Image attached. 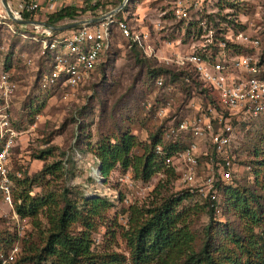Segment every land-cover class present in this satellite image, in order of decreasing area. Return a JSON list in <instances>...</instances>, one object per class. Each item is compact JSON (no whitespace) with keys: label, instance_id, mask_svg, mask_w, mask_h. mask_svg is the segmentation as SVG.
<instances>
[{"label":"rangeland","instance_id":"rangeland-1","mask_svg":"<svg viewBox=\"0 0 264 264\" xmlns=\"http://www.w3.org/2000/svg\"><path fill=\"white\" fill-rule=\"evenodd\" d=\"M122 1L102 0L100 7L108 10ZM84 8L76 21L89 19L94 14V8ZM122 8V18L128 20L132 30L146 36L156 55L139 52L129 46L127 39L116 34L110 51L115 54V60L105 66L104 72L97 69L90 82L76 88L59 84L42 86L39 78L49 68V62L41 46L30 38L8 35L11 74L16 81L8 113L19 130L10 154V174L19 179L31 178L45 161L61 159L63 169L59 176L40 180L31 187L29 194H54L59 206L53 205L51 210L62 206L65 198L76 205L82 217L70 226L73 233L84 230L83 214L88 206L83 199H107L111 206L93 219L90 235L91 250L97 260H106L107 255L114 252L118 254L114 264H137L122 238V232L128 228L127 209L131 204L141 205L152 200V191L157 186L159 198L190 194L179 203L178 210L187 212L188 225L196 235L197 246L205 241L210 223L246 236L248 222L237 210L228 207V193L223 186L231 185L247 196L251 206L257 203L264 208V114L228 116L224 112L220 118L212 111L216 102L211 93L203 91V84L191 76L198 85L192 84L189 88L185 82L189 75L173 74L176 73V53L194 52L209 40L210 48L220 41L227 42L231 54L253 51L237 40L236 36L242 32L251 38L258 37L262 51L264 0H127ZM38 19L46 22L44 15ZM75 20H63L54 25ZM25 31L35 34L32 27H26ZM185 71L193 70L188 67ZM159 80L162 83L159 84ZM216 109L220 113L221 108ZM208 121L211 130L206 127ZM183 123L186 128L181 127ZM194 126L203 127L204 135H195ZM121 129H128L137 136L139 144L132 150L137 155L143 153L144 145L157 132L160 146L179 144L185 147L189 142H196L202 151L209 152L200 158L199 181L195 185L183 183L176 173L168 174L166 170L172 168L171 155L147 181L134 178L131 169L124 170L119 164L107 178H102L97 170L99 160L93 150L87 148H92L101 134L115 135ZM210 132L226 138L223 155L235 164L229 182L219 183L216 162L208 158L210 152L213 153ZM49 146L55 148L51 156L46 160L34 158ZM208 176L217 180L213 201L206 190L200 191L202 178ZM11 188L12 206L0 196V264H35L34 259L47 238L49 211L39 212L37 223L31 218L20 217L14 211V203L21 188L13 180ZM212 202L218 205L219 213L215 212ZM252 229L254 236L264 237V225ZM41 264H49V261L43 260Z\"/></svg>","mask_w":264,"mask_h":264},{"label":"trees","instance_id":"trees-1","mask_svg":"<svg viewBox=\"0 0 264 264\" xmlns=\"http://www.w3.org/2000/svg\"><path fill=\"white\" fill-rule=\"evenodd\" d=\"M115 1L119 2L120 0ZM84 10L85 8L78 9L65 6L44 16H46L47 23L54 25L63 20H75ZM122 14L123 8L115 16L122 18ZM22 17L31 20L34 18V14L25 12ZM54 33L58 32L55 31ZM116 34L122 37L121 33L114 29L111 47L103 54L95 71L100 68L104 72L105 66L115 60V54L110 51L114 45ZM132 47L142 53L137 45ZM213 50H216L215 46L212 48ZM11 54L12 52L8 51L6 55L7 68H11L9 59ZM261 56H264V48L261 51ZM174 70L176 71L173 74L174 76L189 75L185 81L186 85H190L189 88L193 85L197 86L200 82L204 85L203 91L211 93L195 71L187 73L182 66H175ZM151 72L156 73L155 70ZM191 76H194L198 82L192 79ZM158 78L159 76L156 77V79ZM189 94L188 92L187 96ZM215 104L213 103V105ZM39 109V107L36 108L35 112L37 113ZM11 125L19 131L13 121H11ZM138 144L139 140L135 134H132L128 129H121L115 135L101 134L92 148L87 149L93 150L99 160L102 178H107L114 167L119 164L124 170L131 169L134 178L147 181L163 164L165 158L184 148L179 144H164L162 146L164 153L159 156L156 155L155 147L161 144L159 132L152 135L149 143L144 145L143 153L140 155L132 153V150ZM54 149V147L49 146L41 150L34 158L46 160L48 156L52 155ZM62 169V160L60 159L49 163L45 161L39 172L31 178L19 179L17 176H13L12 173L10 174L9 171L13 183L21 188L14 203L15 212L19 216L31 218L37 223L39 212L44 209H46V212L49 211L47 214L49 226L46 229L45 245L37 259H34V263L41 264L43 260L49 261V264L116 263L118 261L117 253H109L106 260H97L91 250L92 238L90 235L94 227L93 219L100 217L101 213L111 206L107 199L101 197L83 199L88 206L83 214L84 230L73 233L70 231V226L82 217L76 205H71L65 198L62 206L57 210H51L53 205L59 206L56 200L57 197L54 194L44 193L34 196L29 194L34 184L37 185L40 180L45 179L47 176H59ZM166 171L170 175H175L173 168ZM230 186L229 184L223 186V190L228 193L226 198L228 207L237 210L240 216L247 220V235H236L235 232L229 229H224L220 225L212 226L210 223L206 229L207 237L201 243V246L196 245V235L189 228L187 212L178 210L179 203L185 197L190 196L188 192L182 196L159 198V186H157L152 191L154 195L152 200L148 203L131 204L127 209L128 228L122 232V238L126 241L137 264H264V237L254 236L252 233L253 226L264 225V208L257 203L251 206L246 199L247 196L241 195L238 190ZM252 197L257 198V196Z\"/></svg>","mask_w":264,"mask_h":264},{"label":"built area","instance_id":"built-area-1","mask_svg":"<svg viewBox=\"0 0 264 264\" xmlns=\"http://www.w3.org/2000/svg\"><path fill=\"white\" fill-rule=\"evenodd\" d=\"M6 1L16 20L24 19L22 14L26 12L34 14L30 21H40L38 16L65 6L78 9L89 6L95 9L89 22L67 29L66 32L57 31L55 34V31L37 22L19 23L12 20L0 0V196L12 206L9 161L19 132L12 127L8 113L10 98L16 91V81L11 74V68L6 67L8 35H21L41 46L42 53L49 62V68L42 72L39 78L40 84L44 87L59 84L76 88L90 82L103 54L111 47L114 29L128 40L130 47L137 45L147 56L156 54L147 43L146 36L132 30L125 17H116L118 12L111 13L114 8L103 11L100 7L102 0ZM26 27H32L35 34H28L25 31ZM236 38L254 50L231 54L227 42L220 41L215 46L216 50L212 51V48L208 47L211 44L209 40L208 43H202L194 52L185 55L175 54V64L185 69L190 67L209 88L217 103V106L213 105L212 111L220 118L224 112L228 116L264 114V56H261L260 40L242 32ZM229 39L232 40L231 36ZM30 62L29 59L28 63ZM158 83L160 84L161 80ZM218 107L221 108L220 113L217 112ZM181 127L187 126L183 123ZM206 127L211 130L209 121ZM193 131L195 135L202 136L205 129L194 126ZM210 141L213 153L210 152L208 158L216 162L218 181L229 182L232 180L235 164L228 156L223 155L226 138L220 133L210 132ZM155 153L162 155L163 147L157 145ZM208 154L209 152L202 151L196 142H189L182 150L170 156L171 167L179 175L181 182L195 185L200 179L198 174L200 158ZM216 183L217 180L214 181L213 177L208 176L202 178L199 184L200 191L206 190L212 201L216 199ZM211 205L214 206L215 212L219 213L218 205L213 202Z\"/></svg>","mask_w":264,"mask_h":264},{"label":"water","instance_id":"water-1","mask_svg":"<svg viewBox=\"0 0 264 264\" xmlns=\"http://www.w3.org/2000/svg\"><path fill=\"white\" fill-rule=\"evenodd\" d=\"M126 2H127V0H123L122 3L119 6H117L116 8H114L112 10L111 13H116L119 10H121L122 7L125 5ZM2 3H3V5H4L5 9H6V12H7L8 16L12 20H14L16 22H19V23H33V22H37V23H40L41 25L47 27L48 29H50L52 31H63V30L71 29V28H74V27L78 26L79 24H83V23H86V22H89L90 21V19L79 20V21H76L75 20V21H72V22H69L67 24H63V25H60L59 26V25H51V24H49L47 22H44V21H30V20H27V19L16 20L13 17L11 11H10V8H9V6L7 4V1L6 0H2ZM97 170H98V172H100V165L98 166Z\"/></svg>","mask_w":264,"mask_h":264}]
</instances>
